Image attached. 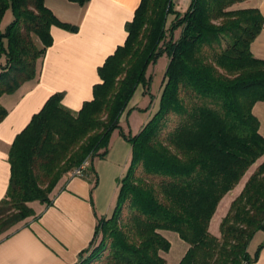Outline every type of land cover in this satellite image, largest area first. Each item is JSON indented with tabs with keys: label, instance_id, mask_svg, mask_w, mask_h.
<instances>
[{
	"label": "trees",
	"instance_id": "obj_1",
	"mask_svg": "<svg viewBox=\"0 0 264 264\" xmlns=\"http://www.w3.org/2000/svg\"><path fill=\"white\" fill-rule=\"evenodd\" d=\"M244 1L191 0L181 11L175 0H141L125 43L98 69L93 99L73 112L57 92L16 136L0 236L36 216L33 202L51 204L64 175L105 157L119 129L132 144V159L112 215L99 219L75 264H167L165 230L188 243L179 264L256 260L259 251L252 257L248 246L264 231V160L232 201L220 233L210 230L222 199L264 156L253 110L264 101V59L252 51L264 15L239 7ZM8 10L13 18L3 27ZM53 25L78 30L45 0H0V96L36 76L38 60L53 44ZM165 54L160 105L137 134L126 133L121 118L140 85L150 93L149 65ZM6 115L0 103V122Z\"/></svg>",
	"mask_w": 264,
	"mask_h": 264
},
{
	"label": "crops",
	"instance_id": "obj_2",
	"mask_svg": "<svg viewBox=\"0 0 264 264\" xmlns=\"http://www.w3.org/2000/svg\"><path fill=\"white\" fill-rule=\"evenodd\" d=\"M175 2L177 9L184 11L191 0ZM45 3L60 20L78 26V30L53 25V44L38 60L36 76L14 92L0 96V103L7 109V115L0 122V201L9 186V152L16 136L57 92H63L62 102L73 112H78L85 101L93 99L94 85L101 82L98 69L125 43L128 36L126 25L133 20L141 0H88L85 3L45 0ZM239 7H257L264 15V0H246ZM7 17L5 15L3 19V27L13 15ZM252 51L264 59V25L252 43ZM149 76L153 80L154 75ZM161 93L155 95L152 86L150 93L144 85L137 88L121 118L126 133L137 134L144 127L157 111ZM260 130L262 132V120ZM131 159L132 144L116 129L107 155L96 157L89 163L93 169H88L82 176L64 175L54 190L51 204L33 202L36 216L30 217L10 235L0 236V264L77 263L82 252L89 248L99 219L112 215L119 193V179L126 174ZM242 188L233 196H230L231 190L220 202L210 225L214 234L220 233L222 218ZM223 206L225 212L216 228L214 218ZM163 233L171 241V249L165 253L167 264H179L188 243L175 231L165 230ZM263 243L264 231L259 230L248 246L252 257L259 251L251 264H264ZM174 245L180 252L175 260L171 258Z\"/></svg>",
	"mask_w": 264,
	"mask_h": 264
},
{
	"label": "rangeland",
	"instance_id": "obj_3",
	"mask_svg": "<svg viewBox=\"0 0 264 264\" xmlns=\"http://www.w3.org/2000/svg\"><path fill=\"white\" fill-rule=\"evenodd\" d=\"M7 15H8L7 18H9V16L13 15V12L11 10H9L7 12L6 16ZM4 20H5V18H4ZM179 34H180V29L176 30V35H179ZM168 62H169L168 55L165 54V55L161 56L156 63H151L149 65L150 68H148L149 69L148 76L150 74L154 75L153 76L154 78L152 80V91L155 93V95H158L159 92H162L161 88L163 87V82H164L163 76L166 72ZM166 63H167V65H166ZM147 73H148V71H147ZM151 97L153 98L154 96L151 94ZM160 98H161V96H160ZM159 105H160V101H159ZM253 110H254L255 114L260 118V120H262V132L264 133V101L257 102L256 107ZM263 160H264V156L260 160H258V162L256 164H254L248 170V172L244 175V177L242 178L240 183L233 189V191H231L230 196L236 195L238 193V190L241 188V186L244 187V185H245L248 177L250 176V174L256 169L258 164H260ZM72 174H73V172H72ZM224 208H225V206L221 207L218 210V213L216 214L217 216L214 218V222L216 221V223H215L216 228L218 227V224H219V218L225 212V210H223ZM99 240H100V238H98L97 242ZM177 248H178L177 245L176 246L174 245L172 248L171 258H174V260L177 259L178 255L180 253Z\"/></svg>",
	"mask_w": 264,
	"mask_h": 264
},
{
	"label": "built area",
	"instance_id": "obj_4",
	"mask_svg": "<svg viewBox=\"0 0 264 264\" xmlns=\"http://www.w3.org/2000/svg\"><path fill=\"white\" fill-rule=\"evenodd\" d=\"M88 166H89V161H86L84 164H82L81 166L75 168L72 171L73 175L82 176L85 173V170L87 169Z\"/></svg>",
	"mask_w": 264,
	"mask_h": 264
}]
</instances>
